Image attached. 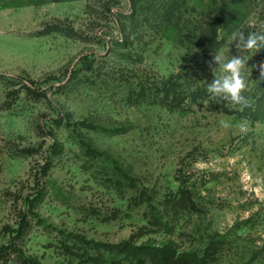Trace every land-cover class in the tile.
Listing matches in <instances>:
<instances>
[{"label": "rangeland", "instance_id": "obj_1", "mask_svg": "<svg viewBox=\"0 0 264 264\" xmlns=\"http://www.w3.org/2000/svg\"><path fill=\"white\" fill-rule=\"evenodd\" d=\"M254 28L264 0H0V247L17 249L0 264H139L77 237L264 264V107L171 106L157 90L188 70L211 82L214 54ZM261 65L264 49L250 98Z\"/></svg>", "mask_w": 264, "mask_h": 264}, {"label": "trees", "instance_id": "obj_2", "mask_svg": "<svg viewBox=\"0 0 264 264\" xmlns=\"http://www.w3.org/2000/svg\"><path fill=\"white\" fill-rule=\"evenodd\" d=\"M214 31V35H215ZM206 82L207 80L201 76L198 70H188L184 73H178L177 75H172L169 79L157 85V90L163 92V98L174 106H182L187 100L189 101H204L208 102L210 105L217 107V109L222 112L229 114H255L263 110L264 107V97L262 98H250L252 100V106L245 108L243 111H239L238 108L229 107L225 101H214L209 98V94L206 92ZM210 83V82H209ZM159 86H161L159 88ZM143 89V88H142ZM30 94H34L37 97H42L46 95L45 91L42 89H36L32 87H27ZM83 125L89 126L88 123H83ZM85 147L90 150L88 144ZM96 152V151H95ZM97 153V152H96ZM183 200V195L180 196L178 203ZM26 217L24 218V224L26 223ZM79 242H87L93 244L94 248L98 251H105L106 253L122 252L128 257H132L138 260L139 264H144L141 261V256L149 257L152 264H209V255L205 254L202 257L196 254H178L171 246L164 245L154 246V245H137L132 240L124 241L122 243H104L96 241H88L85 237H77ZM16 246L8 245L0 247V257H5L11 251H16ZM75 254V253H74ZM80 255H84L85 259H91L95 262L100 261L98 257H93L89 252H83ZM103 260V259H102Z\"/></svg>", "mask_w": 264, "mask_h": 264}, {"label": "clouds", "instance_id": "obj_3", "mask_svg": "<svg viewBox=\"0 0 264 264\" xmlns=\"http://www.w3.org/2000/svg\"><path fill=\"white\" fill-rule=\"evenodd\" d=\"M224 34L217 35V41L224 40ZM234 45L237 50V55H228L225 57L220 51H217L213 56V61L217 67L211 68L214 79L209 83L206 82V92L209 98L214 101H225L229 107L238 108L243 111L245 108L252 106L250 97L244 95L249 90L248 82L245 76V69L247 68L250 57L261 49H264V29L248 31L245 33L242 30L234 31L227 38L224 47L228 49L229 46ZM250 53L251 55H246ZM219 69V74H216L215 69ZM264 69V65H261ZM264 78V70L261 72ZM220 124L224 128L231 127V123L226 120H221ZM241 131H247L248 121L241 120L237 125Z\"/></svg>", "mask_w": 264, "mask_h": 264}]
</instances>
